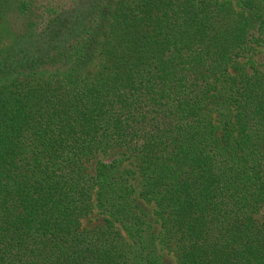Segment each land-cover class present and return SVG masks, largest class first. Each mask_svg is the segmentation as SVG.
Returning <instances> with one entry per match:
<instances>
[{"label":"trees","instance_id":"1","mask_svg":"<svg viewBox=\"0 0 264 264\" xmlns=\"http://www.w3.org/2000/svg\"><path fill=\"white\" fill-rule=\"evenodd\" d=\"M3 23L0 264H163L154 238L264 264V70L241 63L264 0H0Z\"/></svg>","mask_w":264,"mask_h":264},{"label":"rangeland","instance_id":"2","mask_svg":"<svg viewBox=\"0 0 264 264\" xmlns=\"http://www.w3.org/2000/svg\"><path fill=\"white\" fill-rule=\"evenodd\" d=\"M11 21L13 22V30L18 31L19 29H22V20L17 19L16 15L12 16ZM13 30L10 28L9 31L6 24H0V48H3L11 43ZM241 63L246 64L247 71H251V68L253 67L259 70H264V47H257L255 53L249 59L241 60ZM122 154L123 150L120 148L111 149L106 153L97 154L87 162V169L90 173H94L95 166L98 161L119 159L123 157ZM123 166L130 170L134 169V164L129 161H124ZM136 203L138 204V208L141 211L143 217L146 219L149 225H151V230L154 233V237L155 235L157 236V231L159 230V222L156 219L154 203L147 201L138 194L136 195ZM261 215H264V209L261 211ZM100 223H102V217L96 211L83 219V225L85 227H93ZM154 245L156 248V253L163 264H176L175 256L173 255V253L166 247H164L159 242L158 238H154Z\"/></svg>","mask_w":264,"mask_h":264}]
</instances>
